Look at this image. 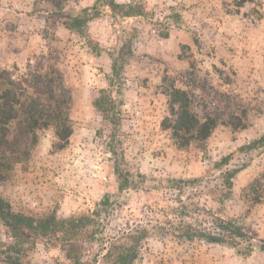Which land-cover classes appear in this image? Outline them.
Here are the masks:
<instances>
[{
  "label": "rangeland",
  "instance_id": "rangeland-1",
  "mask_svg": "<svg viewBox=\"0 0 264 264\" xmlns=\"http://www.w3.org/2000/svg\"><path fill=\"white\" fill-rule=\"evenodd\" d=\"M117 1L141 5L145 14L112 18L110 10L103 9L89 25L101 52L96 56L65 25L95 0H0V66L23 70L40 55L56 58L73 93L74 125L70 144L57 153L52 152L53 131L42 132L28 168L18 167L9 180L0 182V196L15 212L36 217L94 209L106 193L119 195L114 173L118 163L127 166L137 188L127 191L123 205L106 219L107 238L140 221L159 225L167 219L161 212L180 210L182 203H194L202 210L190 206L185 210L190 212L187 221L209 228L203 210L211 211L244 223L257 238L264 237V203L252 206L241 197L243 188L264 170V153L239 173L233 199L221 204L216 188L223 171L215 168L222 157L264 135V0L248 2L239 12L235 0ZM129 47L131 56H121ZM183 50L196 59L205 87L198 89L200 97L226 115L241 109L248 115L246 130L233 132L220 126L204 150L177 149L161 128L169 112L163 79L179 86L186 82L189 65L179 58ZM114 60L122 66L120 80L112 72ZM93 89L121 96L116 134L113 124L94 109ZM247 159L236 153L230 167ZM195 179V184L175 189L168 182ZM148 210L155 214L148 216ZM0 241H9L1 227ZM28 259L32 264H72L58 249L42 245ZM134 264H264V253L244 257L227 246L153 234L143 242Z\"/></svg>",
  "mask_w": 264,
  "mask_h": 264
},
{
  "label": "trees",
  "instance_id": "trees-1",
  "mask_svg": "<svg viewBox=\"0 0 264 264\" xmlns=\"http://www.w3.org/2000/svg\"><path fill=\"white\" fill-rule=\"evenodd\" d=\"M255 1L235 0L237 12L246 3ZM105 8L110 10L112 18H136L145 14L141 5L123 4L117 0H95L90 8L70 16L65 23L67 29L83 38L96 56H100L101 52L99 44L89 32V25L101 17ZM164 37L168 38L169 35ZM121 56H131V47ZM179 58L189 65L185 72L186 82L184 86H179L174 81L163 79L169 112L161 123L162 130L170 134L175 147L179 150L190 147L204 150L220 126L230 127L233 132L246 130L249 125L247 111L235 110L226 115L218 107L208 104L198 94V89L205 87L201 84L194 55L183 50ZM121 70L122 66H118L114 60L112 72L118 80L121 79ZM91 99L96 112L113 124L116 134L123 105L121 96H114L111 90L93 89ZM72 104V90L56 58L40 55L23 70L17 66L12 69L0 66V182L9 180L18 167L22 170L28 168L42 132L53 131V153L68 147L74 133ZM111 152L115 154L114 149ZM236 153L248 156V159L230 167ZM236 153L222 157L215 164L217 170L223 171L219 187L216 188L220 194V204L233 199L235 178L255 157L264 153V135L241 146ZM114 173L118 179L119 195L106 193L94 209H85L68 216L58 215L55 211L41 217L15 212L10 202L0 196V227L9 239L0 241V262L32 264L28 259L29 253L42 245L48 250L58 249L72 264H134L141 257L143 242L153 234L162 238L170 235L181 242L203 240L209 244L227 246L244 257L251 256L255 251L264 253V237L257 238L244 223L204 210L211 227L187 221L185 216L190 215V212L185 210L190 206L202 211L194 203H182L180 210H171L174 213L166 210L161 212L167 219L159 225H151L152 221L144 225L140 221L120 235L107 238L106 219L123 205L121 198L124 194L137 188L127 166L122 168L115 163ZM168 182L175 189L180 184H195L198 180ZM241 197L252 206L264 203V170L243 188ZM145 214L152 216L155 211L148 210ZM171 214H174V219H171Z\"/></svg>",
  "mask_w": 264,
  "mask_h": 264
}]
</instances>
